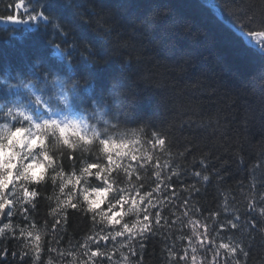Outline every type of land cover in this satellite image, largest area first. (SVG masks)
<instances>
[{
  "label": "trees",
  "instance_id": "16d2710c",
  "mask_svg": "<svg viewBox=\"0 0 264 264\" xmlns=\"http://www.w3.org/2000/svg\"><path fill=\"white\" fill-rule=\"evenodd\" d=\"M16 2L0 0V16L12 14ZM25 4L29 9L47 4L51 23L0 21V77L23 84L41 71L50 72L56 77L52 87L57 95L61 91L69 95L68 113L91 118L98 129L107 130L114 138L140 139L143 145L144 132L154 126L174 138V159H179L175 152L183 151L188 143L189 147L195 146L197 157L203 152L211 154L213 162L221 167V161L226 162L228 171L223 181L212 179L209 184L189 175L182 177L181 183L173 178L172 189L183 197L189 196L184 190L190 185L201 189L200 195L191 197L198 210L192 219L207 217L206 209L221 210L222 219L239 216V231L223 232L224 240L216 242H242L249 252L246 264H264V215L259 212L264 206V168L258 166L264 161V121L260 119L264 112V48L246 35L255 25L245 27L244 21L238 19L249 8L264 4V0H25ZM100 10L112 14L109 19L118 36L105 38L87 27L88 35L96 42V53L91 49L85 52L84 44L65 39V25H71L78 38L84 32L79 17ZM101 26L109 31L108 25ZM133 35L136 51L124 47ZM69 82L70 92L66 87ZM16 96L24 95L0 83V101L12 103ZM3 107L0 104V110ZM33 108L42 115L41 119L47 117L48 110L43 106L33 104ZM143 147L147 151L148 146ZM85 155L91 159L88 153ZM168 158L167 154L162 157ZM195 162L188 156L187 161H180L181 170L191 168ZM64 171L71 174L66 163ZM208 174L211 178L212 173ZM152 176L154 179V172ZM40 187L51 196L55 185L48 181ZM161 197L166 199L163 193ZM250 200L256 201L254 211L247 208ZM48 203L42 200L39 204V224L52 219L46 216L50 211ZM50 203L55 206L54 200ZM106 206L107 201L100 204L101 208ZM252 218L257 221L255 230L249 227ZM125 219L134 221L135 215L127 213ZM5 223L13 225L6 229L9 236L18 233L17 225L27 227L20 216L0 220V227ZM89 226L88 221L72 215L65 226L67 230L57 233L58 243L51 234L44 235L41 264L49 260L52 264H84L86 257L78 242H82ZM182 231L191 234L186 223ZM180 236L181 232L173 228L153 237L142 253L143 264H172L169 248L174 246L180 252L182 247H188L187 240L181 242ZM19 243L14 239L6 241L10 250ZM193 246L197 251L192 253L189 248L188 260L179 264H210L212 250ZM52 248L57 250L49 251ZM121 251L129 254L126 249ZM222 261L221 253V264ZM7 264L18 262L9 256Z\"/></svg>",
  "mask_w": 264,
  "mask_h": 264
},
{
  "label": "snow or ice",
  "instance_id": "6c2138e0",
  "mask_svg": "<svg viewBox=\"0 0 264 264\" xmlns=\"http://www.w3.org/2000/svg\"><path fill=\"white\" fill-rule=\"evenodd\" d=\"M38 7L42 10H38ZM38 7L29 9L25 0H18L14 4L12 14L0 16V21L25 24L43 20L51 23L52 13L49 12L47 4ZM111 15L103 10L85 12L79 17L80 27L84 30L83 35L77 38L71 25H65V39L74 44H84L85 52L91 49L92 53H96V42L88 35L86 29L91 27L93 32L105 38L111 35L118 36L119 32L114 22L109 19ZM238 19L244 21L245 27L255 25L249 28L246 35L264 48V4L258 8H249V11ZM102 24L108 25V32H105ZM124 47L136 51L134 35L124 42ZM57 49L60 50L59 44ZM60 54L63 56L62 50ZM129 56H132V52ZM97 62H100L99 58ZM260 119L264 121V112H261ZM144 135L146 139L143 140V145L148 146L147 151L140 139L114 138L107 130L94 131L91 136L86 135L84 140L71 142L48 157L46 163L51 175L48 170L42 179L34 183H28L26 186L20 184L23 189L20 194H17L14 188L23 177H17L13 181L11 192L9 188L0 190V220L20 216L27 224V227L17 225L18 233L12 232L11 236L6 229H12V224L5 223L0 227V264H7L9 256L18 264H41L42 252L45 250L43 236L51 234L58 243L57 233L67 230L65 226L72 215L90 224L82 242H78L82 243V254L86 257L84 264H143L142 253L148 242L156 235L162 234L164 229L171 232L173 228L181 232L180 240L181 242L187 240L188 247H182L180 252H177L174 246L169 248V256L173 258L172 264H179L181 260L186 262L188 249L191 248L192 253L197 251L194 244L212 250L210 264H221V253L222 264H241L249 255L242 242H216L217 239L224 240L223 232L239 231L241 218L232 215L222 219L221 210L206 209L207 217H203V212H200L202 219H192L198 210L191 197L200 195L201 189L195 184L190 185L184 190L189 193L188 197L177 195L175 189H172L173 178L175 182L181 183L183 182L181 178L189 175L197 178L198 182L209 184L212 179L223 181L228 171L226 162L221 161L224 165L221 167L213 162L211 154L205 155L203 152L197 157L195 146L189 147L188 143L183 146V151L175 152V157L179 159H174L171 153L176 143L166 130L150 126ZM86 153L91 159L85 155ZM166 154L169 158L162 159ZM188 156H192L196 162L191 164V168L184 167L181 170L180 161H187ZM65 163L71 171L70 175L65 174ZM258 166L264 168V161ZM208 173H212L211 178ZM48 181L55 185L51 196L40 187L46 186ZM162 193L166 195V199H162ZM109 195L111 199H108ZM42 200L49 202L50 211L46 212V216H51L52 219L51 221L44 219L43 224H39L37 216ZM53 200L54 207L50 203ZM177 200L180 201L179 205L176 203ZM104 201H107V206L101 208L100 204ZM256 207L255 200H250L247 204L249 211H254ZM181 208L183 211H180ZM259 212L264 215V206L259 208ZM127 213H133L135 220H126ZM185 223L190 226V235L182 231ZM248 223L251 229H256L255 218ZM213 234L215 238H210ZM8 239L20 243L10 250L6 244ZM117 244L119 248L116 247ZM121 249H126L129 254L124 255ZM195 259L193 255L192 260ZM47 264H52V261L49 260Z\"/></svg>",
  "mask_w": 264,
  "mask_h": 264
},
{
  "label": "clouds",
  "instance_id": "9594fccd",
  "mask_svg": "<svg viewBox=\"0 0 264 264\" xmlns=\"http://www.w3.org/2000/svg\"><path fill=\"white\" fill-rule=\"evenodd\" d=\"M55 79L54 74L44 71L23 84L0 77V83L25 90V96L14 97L12 103L0 101L4 105L0 110V190L8 189L17 177H23L14 188L17 194L22 193L20 184L34 183L49 170L46 161L54 150L101 131L91 118L68 113L69 95L65 91L57 95L52 87ZM66 87L70 92V82ZM33 104L46 108L47 117L37 116Z\"/></svg>",
  "mask_w": 264,
  "mask_h": 264
},
{
  "label": "bare ground",
  "instance_id": "6f19581e",
  "mask_svg": "<svg viewBox=\"0 0 264 264\" xmlns=\"http://www.w3.org/2000/svg\"><path fill=\"white\" fill-rule=\"evenodd\" d=\"M9 82H16V83H18L17 82V79L9 80ZM18 84H20V83H18ZM4 85L8 89H10L12 92H14V93H21L22 95L25 96V90L22 87L13 89V88L9 87L8 84H6V83H4ZM45 98L47 99V96ZM87 108H89V107H87Z\"/></svg>",
  "mask_w": 264,
  "mask_h": 264
}]
</instances>
